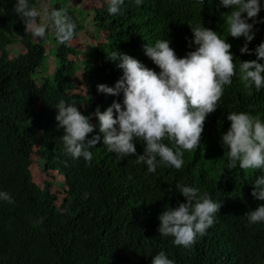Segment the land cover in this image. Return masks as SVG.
Returning <instances> with one entry per match:
<instances>
[{
  "label": "trees",
  "instance_id": "1",
  "mask_svg": "<svg viewBox=\"0 0 264 264\" xmlns=\"http://www.w3.org/2000/svg\"><path fill=\"white\" fill-rule=\"evenodd\" d=\"M15 0H0V189L14 201L0 200V264H151L154 254L165 250L177 264H264V222L249 224L245 215L264 201L252 195L260 169L228 168L227 150L221 133L230 126L227 113L244 110L264 117V89L249 92L238 75L224 86L217 109L204 121L201 144L184 150L181 168L159 165L156 172L137 162L131 154L120 159L101 140L92 148L91 163L83 156L74 158L61 139L64 134L56 119L59 100L76 103L89 114L96 107L106 108L123 94L97 90L98 83L114 86L122 75L116 62L107 59L119 49L140 59L146 66H158L146 55L145 43L170 38L177 54L189 50L191 26L204 24L228 39L240 59L255 54L241 53L243 37L230 36L226 22L229 9L220 0H125L120 12L111 14L106 6L93 15L94 26L114 41L105 49H94L95 68L87 77L97 98L72 91L79 71L75 48L59 43L55 31L46 38L34 36L15 12ZM38 6V0H32ZM51 7L67 8L77 23V35L85 25L76 11L64 2ZM264 17V9L259 13ZM249 42L255 48L264 40V23L256 26ZM19 40L25 51L15 58L7 47ZM52 41L55 67L51 75L40 74L48 56L46 43ZM90 58V57H89ZM39 79L41 81L39 82ZM92 120L98 125V118ZM94 131L99 132L97 127ZM89 136L92 133L88 134ZM166 143H171L165 138ZM49 154L63 176L66 193L57 206L51 185L38 184L31 171L34 146ZM143 141L136 142L143 152ZM131 176V179L129 178ZM179 183L196 185L213 199L221 201L216 222L191 248L173 243L171 235L158 231L159 215L166 206L186 201L177 190ZM43 216L42 223H36Z\"/></svg>",
  "mask_w": 264,
  "mask_h": 264
},
{
  "label": "clouds",
  "instance_id": "2",
  "mask_svg": "<svg viewBox=\"0 0 264 264\" xmlns=\"http://www.w3.org/2000/svg\"><path fill=\"white\" fill-rule=\"evenodd\" d=\"M124 2L105 0L107 11L120 12ZM220 3L229 9L226 22L230 36L244 38L240 52L254 53L256 58L240 59L237 68L231 42L203 23L191 26L189 47L193 44L195 47L183 56L171 46L170 38L145 43V53L159 71L127 52L114 50L107 59L116 62L122 75L114 86L98 83L97 90L122 93V101L114 100L103 111L98 105L89 114L82 112L76 103L63 99L55 106L67 152L74 158L83 156L91 163L92 148L102 140L107 150L120 159L135 154L137 162L147 165L148 172H156L159 165L181 168L184 150L197 149L201 144L204 121L217 109L224 86L231 84L234 76H239L249 92L253 87L257 92L264 89V40L255 48L249 47L256 36L255 26L264 23V17L259 16L264 0H220ZM13 8L26 25L25 30L36 37L46 38L49 27L54 29L59 43H70L77 35V23L67 8H40L33 6L32 0H15ZM93 116L98 118V125ZM227 119L231 123L221 133V143L227 150L228 168L260 169L262 174L253 182L252 195L264 201V117L233 110L227 113ZM97 127L99 132L94 131ZM166 137L171 143L165 142ZM138 140L144 142L142 153L137 152ZM177 190L186 201L165 207L159 215L158 231L171 235L174 244L191 248L216 222L222 202L196 185L179 183ZM0 200L11 203L14 197L0 189ZM245 215L249 224L264 222V203ZM43 220L41 216L36 223ZM151 264H177V261L161 249L152 256Z\"/></svg>",
  "mask_w": 264,
  "mask_h": 264
},
{
  "label": "rangeland",
  "instance_id": "3",
  "mask_svg": "<svg viewBox=\"0 0 264 264\" xmlns=\"http://www.w3.org/2000/svg\"><path fill=\"white\" fill-rule=\"evenodd\" d=\"M56 2H64L66 5L73 8L80 20L85 25L84 30L80 31L78 36L75 37L71 44L75 48L76 55L71 56L76 59L77 68L79 71L73 78V88L75 91L85 98L94 97L97 98V92L93 85L90 83L87 77V70L95 68L97 64L94 61L95 58V46L105 49L107 43L113 44L114 41L109 37L107 32H102L94 26L93 15L96 9L100 11L106 6L105 0H38V6L40 8L49 7ZM53 30V28H51ZM48 56L45 64L40 69V74L51 75L55 67V50L52 51V41L46 43ZM9 56L15 58L19 53L25 51L24 45L16 40L7 47ZM90 57V58H89ZM41 79H39V82ZM106 109L104 105L101 106V110ZM39 143L34 146V153L32 155L31 171L34 180L42 185H48L52 187V194L56 200L57 206L61 207L65 198L70 200V196L66 193L64 186L63 176L61 175L54 159L43 152L39 148Z\"/></svg>",
  "mask_w": 264,
  "mask_h": 264
}]
</instances>
